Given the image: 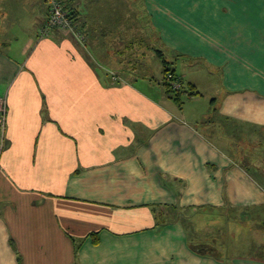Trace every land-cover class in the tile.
<instances>
[{
  "label": "crops",
  "instance_id": "1",
  "mask_svg": "<svg viewBox=\"0 0 264 264\" xmlns=\"http://www.w3.org/2000/svg\"><path fill=\"white\" fill-rule=\"evenodd\" d=\"M91 1L63 0L80 42L39 33L43 0H0V264H264V78L245 65L264 62V28L236 27L227 0H143L168 55L224 70L220 101L179 106L162 64L132 62V21L85 46ZM166 207L219 226L224 252L158 223Z\"/></svg>",
  "mask_w": 264,
  "mask_h": 264
},
{
  "label": "rangeland",
  "instance_id": "2",
  "mask_svg": "<svg viewBox=\"0 0 264 264\" xmlns=\"http://www.w3.org/2000/svg\"><path fill=\"white\" fill-rule=\"evenodd\" d=\"M70 1L71 0H64L65 3ZM81 1L83 4L88 2V0ZM130 1L132 2L131 5L134 7L131 8L132 11L128 9ZM227 1L229 2H226L225 4H222V1L219 2L220 5H217V7H219L223 13L230 14V17L228 18L235 19L234 21L236 27H239L241 24L243 25V28H264V0ZM91 2H94V4H97L96 6L99 7L92 8L90 5ZM91 2L86 5L87 9L90 10V13L88 14L87 11H84V15L88 17L91 15L96 18V21L89 22L88 29L89 31L92 29V33L90 34L93 35L92 38L89 37L86 41V47L91 49L98 46V36H101V38L105 37V39L109 42V45L111 44V47H113L119 39L117 36L121 33L123 24H129V22L132 21L130 27L132 34L131 38L136 37L137 39V44H135L132 48V62L134 64L141 63L148 67L146 68L148 72L152 71L157 74V68L158 66L161 67V61L154 50L153 53L147 50V45L144 43L146 40L149 41L150 38L154 49L161 50L164 57L170 61V63L171 58L172 62L176 61L175 65L179 71H185L187 75L186 80L188 79L196 82V91L197 94L203 98L202 102H206V100L211 97H214L217 102L220 101L226 91L225 89L227 88L225 83V73L222 66L217 65L207 54L199 53L197 50L193 53H182L178 57L172 54L168 55L166 49L163 48L162 45L160 46L161 38L159 37V30L155 27L154 22L151 21L143 0H93ZM91 10L93 12H91ZM124 13L126 15H123ZM132 19H135L136 21ZM89 31L86 33L89 34ZM118 31H120V33H118ZM83 36L85 38L84 34ZM245 61H247L245 63L247 66V72L251 71L250 67L253 65L252 71L257 72L258 76L264 78V62L258 64L254 61L250 64L249 60L246 59ZM208 222H213V220ZM216 229L217 228L215 227H209L205 229V231H207L206 234L198 237L195 236L194 239L198 241L211 240L212 238L221 237L222 234ZM221 240L223 241V237ZM221 240L217 239V242L221 244ZM240 241L241 239L239 238L237 240H232L233 246L235 242L240 243Z\"/></svg>",
  "mask_w": 264,
  "mask_h": 264
},
{
  "label": "trees",
  "instance_id": "3",
  "mask_svg": "<svg viewBox=\"0 0 264 264\" xmlns=\"http://www.w3.org/2000/svg\"><path fill=\"white\" fill-rule=\"evenodd\" d=\"M69 12V11H68ZM69 16L70 18L73 20V12H69ZM76 29L80 32H82L81 30H79L77 27ZM83 34V33H82ZM144 41V40H143ZM139 43V41H138ZM147 46V50L151 51V50H154L156 55L159 57L160 61H161V64H162V67H163V86H164V89H165V94L171 98L172 100H174L175 102H177L179 104V106H181V103L183 102V98L185 95L187 96H190V95H197V92H194L192 91L193 90V86H189L187 84H185L183 82V80L180 78L181 80V88L180 90H173L170 85L165 82V78H166V75L167 73H170L171 75H173V77H180L179 75L176 74V70L175 68L171 65L170 61H168L161 50L159 49H154V46H152V41L150 40L149 38V41L146 40L144 42ZM137 44V39L136 37L134 38H131V50L133 48V46ZM133 53L131 52V56ZM133 60V59H132ZM167 210L164 208L162 211L156 213V220L161 223H166V222H170V221H173V220H182L184 222V224H186V228L188 227V235H192L193 237L195 236H202L204 234H206L207 231L205 230H195L194 229V223H193V219L191 216L189 217H186V213L182 212L181 210H179L178 208L176 207H166ZM189 225H190V229H189ZM211 227H215L217 228L216 230L217 231H221V228H219V226L217 225H211ZM209 236V234H208ZM192 237V238H193ZM223 237V241L221 240ZM191 239V236L189 237ZM227 237L225 236H221V237H216V238H212L211 239V245L209 248H212V252L213 253H219V252H224V249L222 248V245L225 246L226 244V239ZM217 239L218 240H221V244H219L217 242ZM232 241V240H231ZM200 244V243H199ZM200 247H206L208 245H202V243L199 245Z\"/></svg>",
  "mask_w": 264,
  "mask_h": 264
},
{
  "label": "built area",
  "instance_id": "4",
  "mask_svg": "<svg viewBox=\"0 0 264 264\" xmlns=\"http://www.w3.org/2000/svg\"><path fill=\"white\" fill-rule=\"evenodd\" d=\"M47 8V17L43 26L39 28L41 35H47L51 30H60L67 34H72L80 42L84 41L83 34L76 29L73 20L69 16L63 0H43ZM112 77L117 79V76L112 73ZM173 90H180V77H173L167 73L164 79ZM4 122V116L0 118V123Z\"/></svg>",
  "mask_w": 264,
  "mask_h": 264
}]
</instances>
